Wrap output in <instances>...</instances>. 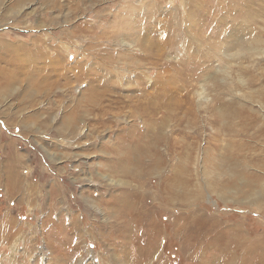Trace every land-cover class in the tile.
<instances>
[{"label": "rangeland", "instance_id": "1", "mask_svg": "<svg viewBox=\"0 0 264 264\" xmlns=\"http://www.w3.org/2000/svg\"><path fill=\"white\" fill-rule=\"evenodd\" d=\"M247 6L252 8V22L242 16ZM186 7H202L203 12H197L201 16L198 26L187 28ZM263 19L264 0H0V44L32 42L62 58L57 68H67L66 74L58 71L45 76L49 73L41 70L28 78L30 68L19 65L25 62V50L16 51L18 55L10 60L5 51L0 52L1 70L14 71L10 87L0 86V166L10 165L17 177L8 183L0 169V220L4 219L7 230H0V264H78L81 257H73L67 246L60 244L66 232L76 236L75 228L69 225L74 216L82 229L83 238L74 247L84 251L80 264H90L87 249L96 255L94 264H209L192 257V246L201 243L209 249L217 242L221 250L213 257L222 258L212 262L240 264L242 249L235 245L236 235L220 236L218 232L220 227L236 225L250 235L252 248L256 245L264 251V197L254 200L259 193L256 186L264 184V97L260 94V98L248 101L227 102L230 99L225 96L223 100L232 106L227 109L223 101L211 100L209 94L211 79L220 86L227 73V79L235 82L240 70L231 55L237 48L228 46L238 38L247 41L252 34H263ZM254 65V73L259 74L264 60ZM202 86L207 89L208 101H199L190 93ZM221 87L225 92L228 85ZM165 90H172L167 98L154 96ZM146 96L170 100L175 110L170 125L185 130V138L179 140L185 142L186 151L180 142L175 143V153H180L149 176H129L104 168L100 162L113 157L106 146L122 145L130 125L139 133L145 132L139 117L143 111L139 109L133 117L138 110L130 105ZM65 114L78 116L75 132H56ZM156 115L158 118L160 113ZM173 134L182 136L178 131ZM139 136L136 151L147 143L149 135ZM167 146L165 141L159 151L166 155ZM121 149L127 152V148ZM14 153L16 159L11 162L8 157ZM179 155L188 156L181 165L186 168L189 203L183 206L173 197L168 206L159 197L164 180H169L172 169L180 163ZM227 155H233L238 164L221 157ZM145 157L147 162L142 161L148 164L150 159ZM13 182L15 191L9 189ZM218 185L231 186L233 191L221 198ZM129 188L143 192H138L134 201L139 212L131 215L122 212L125 207L111 202L120 190ZM95 195L101 196L96 197L99 201L89 204ZM52 206L61 211L53 215L54 222L48 215ZM177 211L185 214V231L191 236L186 248L178 235L171 234ZM152 215L155 220L150 221ZM151 222L160 226L161 231L155 233L163 237L162 242L148 228L141 231V227L132 226ZM115 224L130 228V233L125 231L127 240ZM144 242L152 244L148 248L158 247L159 255L138 261L127 257L129 250L150 252L146 247L140 249ZM206 252L203 259L209 260L215 250ZM226 255L234 256L235 262ZM99 257L102 259L96 261ZM252 262L250 258L245 264Z\"/></svg>", "mask_w": 264, "mask_h": 264}, {"label": "bare ground", "instance_id": "2", "mask_svg": "<svg viewBox=\"0 0 264 264\" xmlns=\"http://www.w3.org/2000/svg\"><path fill=\"white\" fill-rule=\"evenodd\" d=\"M20 1L21 0H17V2H20ZM193 4H195V2H193ZM196 5L198 6L199 4L196 3ZM185 6H187V4H185ZM186 10H188L187 11V19H186V21H188L187 22L188 24H186L187 28L188 27L194 28V27L198 26L197 19H198V17L200 18L201 16H198L197 12H203L202 7L201 8L194 7V9L186 7ZM242 16L245 18V20L252 22L253 19H254L252 8L247 6V10L245 11V13L242 14ZM210 25H212V23H210ZM244 28H243V30H244ZM251 28L249 27L248 29H251ZM261 28H262L263 34H258L256 36H253V34H252L251 37L247 41L243 40L241 38H238V39H236V42H232V44L230 46H228V48H231V47L233 49L237 48L232 55L230 54L231 57L233 58L234 62H236V66L240 70L239 72L237 71L238 74H237L236 80H234L235 82L233 81L234 83H232V81H229L227 79V77H229L227 73H226V77H223V79H222V83L223 84H220V86L214 85L212 79L209 82L211 84V86H212V90L210 89V91H209V94H211V97H210L211 100L212 99H217V100L223 101L222 106L226 107L227 109H229L232 106L229 103H226L223 100L225 96H227L230 99V100H226L227 102L240 101L242 99H244V101H248L249 99L260 98L259 97L260 94H261L262 97H264V66L259 68V74L258 73H254V71L252 69L253 65L256 62H258L259 60H264V19H263V23H262V27ZM68 33H69V35L71 34L70 32H68ZM56 46H58V45H56ZM1 50L5 51V53H7V56H8L7 60H10V57L15 58L14 54L16 56L18 55V53H16V51L25 50V52H24L25 57L23 58L25 62L23 61L24 64H19V65H21L20 66L21 68L24 67V66H27L28 68H30L28 70V76H27L28 78L35 74V73H33V71L37 72V71H41V70H46L49 74H46V72H45V76H49L51 73H55L56 74V72H58V71H59L58 73H61V74H66L67 73V68L66 67L61 66L60 67L61 69L57 68L59 65H57V67H56V64H59V62L61 63V59L62 58L59 59L60 57L58 58V56L50 55L48 53L49 51H47V49H45L43 51L42 48H39L38 46L34 45L32 42L29 43V44H27V43L26 44H18L17 46H15V45L13 46V45H10L9 43H4L3 42L2 44H0V52H1ZM53 51H54V49H53ZM20 53H22V52H20ZM20 61H21V58H20ZM243 61H245V62L243 63ZM18 62H19V60H18ZM254 67H255V65H254ZM48 68H50V70H48ZM0 70H1V68H0ZM4 72H6V73H4ZM12 72H14V71L13 70H8V72H7V70L6 71H3V69L1 70V72H0V86H2L3 88L6 87V89H8L10 87V85L12 83L11 82L12 80L10 79V73H12ZM56 80L57 79H55L53 81H56ZM235 83H237V84H235ZM223 85H228V88L225 90V92H224V89H222V87H221ZM232 85H236L237 87L233 89L231 87ZM254 85L257 86V89L252 87ZM204 86H202L200 88V91H197V90L196 91H191V92L188 91V94L190 92L192 95H196L198 97L199 101L200 100H207L208 101L210 98L207 96V93H206L207 89ZM159 87H161V85ZM152 93H153V91H152ZM170 93H172V90H165L163 92H158V93L155 92L154 96H156L158 98L160 96L165 95V97L167 98L168 95H170ZM154 96H149V97L146 96L144 101L138 102L137 104H134V105L133 104L130 105L133 110H138V112L133 114V117H137L136 115H138L140 113L139 109L141 111H143L142 114H139L140 115L139 117L142 119L140 124L145 129V132L144 133H139V131L136 128H134V126L130 125V128L126 132V134H128V135H127L126 138H124L125 139L123 141L124 143L122 142V145H120L121 147L118 145L119 149H121L122 147L127 148V152H125L122 149H121L122 151H118V147L117 146H114L112 148L109 145L106 146L105 149L108 148V151L110 149L111 153H113V157H111V158L108 157L110 159H107L105 157L107 160H104L105 162H103V163L100 162V164L104 168H111L112 171L120 172L122 174H126V175H129V176H138V175H142V174H145V175L149 176V175H152V174L156 173L157 170H162L163 164H165L166 161H168L169 159H173L177 154L180 153V152L175 153V143L180 142V145H183L184 148H185V151H186V145H184L185 142L179 140V138H185V136H186L185 132H184L185 130L183 131V129L181 127H177V125H173L174 126V130L171 129L173 126L170 125V123H171L172 117H173V115L175 113V110H173V108L171 106L172 103L170 104V100L169 101L168 100L166 101L165 99L164 100H157V99L153 98ZM190 100L192 101L193 99L190 98ZM156 110H158V111H156ZM158 113H160V116L157 118L156 114H158ZM231 115L233 116V114H231ZM77 118H78V116L76 114H74V115L73 114H70V115H66L65 114V115H63L62 121H60L57 124V126L55 127L56 132H58V133H62V132H65V131L66 132L67 131L68 132L69 131L70 132H75L73 130H75L76 127H77V125H76L77 124ZM233 120L234 119H232V122H233V125H234V121ZM243 122H245V120H243ZM44 123L47 124V120ZM245 124H249V123H245ZM229 128H233V126H230ZM132 130H134V134H131ZM238 130L239 129L237 127L236 128V136L240 135V133H237ZM175 131H178L179 133H181L182 136L174 135L173 132H175ZM139 134H141V136H143V135H149V136L146 138L147 143L145 145L142 144L140 150L136 151L135 149L137 148V145L140 142V140H139V142L136 143L138 137L140 138ZM165 141H167V144H169V146H167V154L166 155L159 151V148H161V146H163V143H165ZM164 148H165V146H164ZM101 151L104 152V150H101ZM180 151L182 152V150H180ZM144 153H147V155H144ZM108 154H110V153L108 152ZM140 154H141V157H143V158L140 157ZM104 155H107V154L103 153V156H102L103 158H104ZM144 156H146L145 158H147V160L150 159L148 161V164L143 163V161H145L144 160ZM187 157L183 156V155H179L178 156V159L180 160L179 165L177 164L174 167V169H172L173 172H172V175L169 176V178H168L169 180L165 179L164 180L165 182L162 184L161 194L163 193V195H161V197H159V196L158 197H159L160 201H163L164 204H168V206L172 205L171 203H173L172 201H174L173 197H177L178 200L181 202V205H183V206H186V204L189 203V201L187 202L186 189H185L186 186H185V183H184L185 182V172H186L185 169L186 168H185V165H181V162H183V160L185 158H187ZM221 157L223 159L227 160V161H230V163L232 161L233 162L232 164H235V163L238 164V162H234V161H237V160L234 159L233 155H227V156H221ZM221 157H220V159H221ZM231 157H232V159H230ZM8 158H9V161L15 162L16 154L15 153L11 154L10 157H8ZM194 158H195V156H192V159H194ZM125 160L127 162L132 161L131 162L132 165L129 164V163H126ZM145 162H147V161H145ZM221 162H224V161L221 160ZM225 163H226V161H225ZM111 165L114 166V167H110ZM145 165H147V166H145ZM232 168H233V166H232ZM0 169L2 171H4V174L7 177L6 181L8 183L10 182V180L13 177L15 179H17V177L15 176V173H14V171H13V169H12V167L10 165L3 166V167L0 166ZM237 172H235V174ZM235 174L233 173V175H235ZM241 184H243V183H241ZM258 184L259 185L256 186V187H257V192H259V193L256 195L254 200H258L259 198L264 197V184H261V183H258ZM9 185H10L9 189H13L14 191L17 190V186H15L14 182L10 183ZM130 187H133V186H130ZM219 187L221 188L222 193H223L221 198H225L224 196L226 194L228 195V193H230V191L231 192L233 191V189H231V186L228 189H227L226 185H223L222 187L220 185H218V188ZM138 192H141V191H137V189H135V188H129L128 190H120L118 192V194L114 195L113 200H111V202L115 203L116 205H120L121 206V207L119 206L118 208L122 209V208L125 207L122 210V212L125 213V214H130L131 215V214L137 213V212H139V209L137 210V206H136L137 204L134 203V201L139 197V193ZM141 193H143V192H141ZM145 193H146V191L144 192V194ZM248 193H250V192H248ZM84 194L85 193L82 192L81 195L85 196L86 194L85 195ZM236 194H238V193H236ZM96 197H97L96 195L91 197V199L89 201H87V202H89V204L93 203L92 205H94L95 202L99 201L97 198L100 199L101 196L99 195V197H97V198ZM109 197H111V195H109ZM140 199H141V197H140ZM143 206H144V204H143ZM56 209H57V207L52 206L51 214L50 213L48 214V215H50L49 218H50L51 222H54L53 215L55 216V214L57 212H61L60 210L56 211ZM68 213L69 212H66L65 214H68ZM174 217H175L174 218V223H173V227H172V231H171L173 233H171V234L179 236V239L183 241L182 247L185 246V245L188 247L189 245H187V244L189 242L190 234H189V230L185 231V228H187L184 225L185 224L184 221L186 220V216H185V214H183V212L177 211V213L174 214ZM104 219H105V221H107V218H104ZM3 220H0L1 221L0 222V230L2 229L3 231H7L5 229V226H3V222H4ZM151 220H155V215H152V217H150V221ZM76 223H77V217L76 216L73 217L72 221L69 220V225L73 226L75 228V230H76V236L75 237L74 236H70V235H68L67 232H66V234H67L66 237H65L64 234L62 236L60 235L61 236L60 244L64 245V246H67V249L71 252L73 257H76V258H80L81 257L78 260V264H80V261L83 259V257L85 255H84V251H82L80 249L81 248L80 246L77 247V249H80V250H77V249L74 248L77 243L79 244L81 242L80 241L81 238H83L82 235H81L82 229ZM106 224L107 223L105 222V225ZM54 226H55V223L53 224L52 227H54ZM97 226H99V225H97ZM101 226H104V225H100L99 227H101ZM114 226H117L116 229L124 234V235H122L123 237L126 236V232L125 231H128V233H130V230H129L130 228L127 229L126 225H122L121 226V225L115 224ZM132 226L133 227L135 226V228L141 227L140 228L141 231H145V228H148V232L153 234L154 238H156V239L158 238L159 240L161 238H163V237H161V235H157L155 233V231H157L159 233V229L161 231L160 226L157 223H155V222H151V225H149V224H147V225L146 224L139 225L138 223H136V224H134ZM197 226L200 228L199 225H197ZM89 228H90V230H92V226H90ZM165 228H167V227H165ZM199 228H197V230ZM243 230L244 229L241 228L240 225H236V226H234V227H232L230 229H227L226 227L223 226V227H220L218 232H219L220 236H224L226 233H228V234L229 233L230 234L234 233L236 235V242H235L236 244L235 245L237 246V248L242 249L241 254L238 257V261L240 262V264H245L250 258L254 259L255 264H264V251L260 250V248H255L256 245H253V248H252L253 242H251L250 235L248 233L243 232ZM97 231H99V229ZM203 231H204V228H203ZM56 232H58V231H56ZM93 233H92V235H94ZM7 237L9 239V236H7ZM190 238H191V236H190ZM218 238H219V236H218ZM125 240H127V236H126ZM130 240H131V238H130ZM204 240H205V238H204ZM192 241H193V239H192ZM149 242H147V243L144 242L145 244L141 245V247H140V249L145 248V247H146L145 248L146 250L150 249L151 251L147 252L148 254L145 253V251L144 252L143 251L139 252V249L137 251L129 250V251L126 252V254L128 255L127 257H131L132 259H135L136 261L144 259V258L151 257L153 254H154L153 257H157L159 255V252H161V250L159 251L158 247L157 248L154 247L153 249H151V247L148 248V246H152V244H149ZM228 243H231V242H228ZM254 244H256V242ZM186 246H185V248H186ZM211 246H215V248H209V249H213V251L215 250V252H213V254L211 256L212 258L209 257V260L203 259V255L205 256L207 254L206 251L209 250V249L206 246V244L201 245V243L200 244L199 243H194L193 244V246H192L193 247V251H191L192 257L196 256L197 260L200 259L202 261H207L209 264H215V262H212V261H217L219 258H222V257H220V256L213 257V256H216V253H218L221 249H220V246H219L218 242L215 243V244L212 243ZM241 246H242V248H241ZM135 247H137V246L135 245L134 248ZM134 248H133V250H135ZM67 249L65 250L66 252H68ZM51 250L53 251V249H51ZM75 251H76V253H75ZM92 251L93 250L87 249V250H85V253L87 255H89V256L90 255L92 256L93 255ZM184 252H185V250H184ZM209 252H211V251H209ZM141 253H143V254H141ZM186 253H188V251ZM91 256L89 257L90 258V260H89L90 262L89 263L90 264L96 263L95 260H94V259H96V255L95 256L93 255L92 257ZM226 256L230 260H234V259L236 260V258L234 256H232L231 258L228 257V255H226ZM100 257L97 258L96 261H98V259L101 260L102 258H100ZM58 258L61 259L60 256ZM138 258H141V259H138ZM246 259H248V260L246 261ZM235 260H234V262H235ZM254 262H252V264H254ZM200 263H201V261H200ZM98 264H100L99 261H98ZM201 264H203V263H201ZM226 264H229V263H226Z\"/></svg>", "mask_w": 264, "mask_h": 264}]
</instances>
